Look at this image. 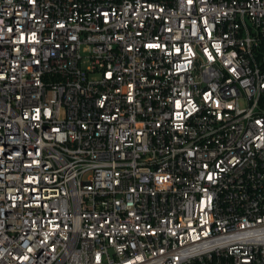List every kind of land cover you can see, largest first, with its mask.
Segmentation results:
<instances>
[{"label":"built area","instance_id":"1","mask_svg":"<svg viewBox=\"0 0 264 264\" xmlns=\"http://www.w3.org/2000/svg\"><path fill=\"white\" fill-rule=\"evenodd\" d=\"M0 264H264V0H0Z\"/></svg>","mask_w":264,"mask_h":264}]
</instances>
